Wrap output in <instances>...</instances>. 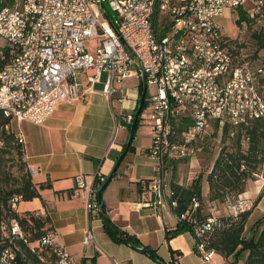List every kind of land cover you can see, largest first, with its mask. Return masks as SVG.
<instances>
[{
    "label": "built area",
    "instance_id": "obj_1",
    "mask_svg": "<svg viewBox=\"0 0 264 264\" xmlns=\"http://www.w3.org/2000/svg\"><path fill=\"white\" fill-rule=\"evenodd\" d=\"M98 1L109 8L118 34L96 0H13L0 8V39L14 50L0 69V148L10 132L24 148V136L13 124H39L59 101L81 100L84 76L90 88L107 71L102 93L109 98L120 94L119 101L126 98L127 78L144 77L146 86H153V92L146 94L150 126L146 154L154 171L148 183L152 198L144 204L171 209L176 202L168 201L165 160L190 155L191 143L215 123L220 132L224 122L238 125L264 118V89L259 85L264 68L232 54L219 22L227 11L239 8L250 21L261 23L264 0ZM133 112L123 115L122 127L131 122ZM184 118L190 123L177 133L173 123ZM97 178L104 180L99 174ZM75 185L85 191L86 209L98 210L99 185H87L82 175L75 176ZM20 200V195H12V210ZM197 204L193 198V207ZM227 205L233 216L250 208L239 196ZM217 224L210 215L193 228L195 252L202 262L210 261L215 252L203 236ZM83 240L93 241L89 230ZM0 264H84V260L56 244L51 231L30 239L19 221L10 218L0 220Z\"/></svg>",
    "mask_w": 264,
    "mask_h": 264
},
{
    "label": "crops",
    "instance_id": "obj_2",
    "mask_svg": "<svg viewBox=\"0 0 264 264\" xmlns=\"http://www.w3.org/2000/svg\"><path fill=\"white\" fill-rule=\"evenodd\" d=\"M225 15L231 13L227 11ZM107 75V71H102L90 88L84 76L83 98L59 101L41 123L13 124L14 130L21 131L24 136L22 159L33 183L37 185L47 180L51 183L50 187L39 190L38 197L21 199L15 211L23 217L32 214L47 218L44 228L53 233L54 242L87 264H159L139 249L112 240L103 230L99 209L87 210L85 191L76 189V175H82L86 184L93 186L98 174L105 180L110 173L129 133L121 126H125L121 118L135 110L140 95L138 89L142 79L135 76V81L131 76L123 82L126 93L123 101L118 100L120 94L112 98L104 95L102 87ZM115 85L120 86V83ZM131 142L132 148L124 154L101 194L105 213L112 224L137 237L142 245L155 249L165 263L173 260L174 264H228L227 259L216 252L210 261L202 262L195 252L194 236L189 231L165 238V232L175 228L177 219L171 209L144 204L152 196L148 185H137V182L154 175L153 163L146 154L150 144H140L136 132ZM163 170L164 181L169 187L170 181L165 168ZM260 190L261 186L249 187L243 195L254 194L256 197ZM262 197L264 194L256 198L255 207L262 203ZM86 230L93 236L90 244L83 240Z\"/></svg>",
    "mask_w": 264,
    "mask_h": 264
},
{
    "label": "trees",
    "instance_id": "obj_3",
    "mask_svg": "<svg viewBox=\"0 0 264 264\" xmlns=\"http://www.w3.org/2000/svg\"><path fill=\"white\" fill-rule=\"evenodd\" d=\"M12 3L13 0H0V8ZM103 6L109 15H111L109 8L104 4ZM155 15L157 16L156 11ZM231 15L235 17L234 23L236 25H241L243 22L248 24L252 22L243 9H232ZM262 23H264V18L261 23L256 24L262 25ZM154 24L156 28L159 27V20L156 19ZM252 37L257 48L264 49V32H254ZM233 52L232 54L234 55L235 52ZM13 54L14 50L10 45L5 44L1 47L0 69L10 62ZM259 85L260 88L263 87L264 89V75L259 78ZM138 90L140 94L142 90L141 82H139ZM146 102L147 99L145 94L142 110L146 107ZM139 119L140 115L135 124V131ZM189 123L190 121L187 118L180 119L175 124L173 123L174 130L180 133ZM130 124L131 122L126 125L128 131ZM213 127L215 130H218L217 123H215ZM220 134L224 138L228 137L232 139L235 146L231 149H221L213 162L211 170L206 175L208 199L217 201L224 200L225 194L240 195L243 193L247 180L256 172L258 166L263 163L264 118L253 119L245 124L238 125H231L228 122H224L220 127ZM131 148L132 145L130 144L127 151ZM11 150L16 151L22 157V145L18 143L15 134L12 132L6 134L5 147L0 148V220L16 218L21 224L24 232L29 234V238L34 239L49 230V228H44L47 218L36 217L32 214H28L27 217L19 216L16 211L11 209L10 200L13 194L20 195L23 200L38 197L40 195L39 190L50 187L51 183L47 180L36 185L32 181L30 172L26 169L18 178L19 180L16 186L7 187L3 179V155ZM150 180L151 179H144L143 181L137 182V185H148ZM102 183L103 182H100L98 178H96L95 185H99L100 187ZM168 189V201L176 202V205L171 208V211L175 215L177 223L174 229L165 232V238L168 239L184 231H189L194 236L193 228L195 224H200L210 216L209 214H205L202 209L203 197L200 176L194 178L189 184H179L177 180L173 178L170 180ZM193 198H196L198 201L195 207L192 205ZM250 213V210H246L236 216L229 215L222 217L223 219L216 217L218 224L211 231H207L203 236L206 246L212 248L224 258L229 259L228 264H236L238 256L245 252L246 256L243 264H264V210L262 215L251 225L248 234H245V225ZM99 215L103 219V230L112 240L115 242L127 243L135 248L142 246L137 237L116 228L112 224L105 213L104 207L102 210L99 209ZM147 248L150 251L149 256L153 260L162 261L155 249ZM170 252L172 253L174 251L170 250ZM84 264H86V261H84ZM166 264H174V262L171 260Z\"/></svg>",
    "mask_w": 264,
    "mask_h": 264
},
{
    "label": "rangeland",
    "instance_id": "obj_4",
    "mask_svg": "<svg viewBox=\"0 0 264 264\" xmlns=\"http://www.w3.org/2000/svg\"><path fill=\"white\" fill-rule=\"evenodd\" d=\"M234 18L232 15H225L223 18L219 19L223 27L224 32L227 34L229 39V48L234 53L237 59L240 61H247L253 66H262L264 68V49H258L256 43L253 40L252 34L254 32H264V23L262 25H257L256 23L250 22L242 23L241 25H236L234 23ZM7 44L4 40L0 39V49L3 45ZM132 80L135 81L133 76ZM149 92H153V86L149 85ZM149 122V109L145 107L140 113V119L136 127L137 138L140 141V144L147 146L150 144V126ZM134 132V135H135ZM132 143V142H131ZM235 146V143L232 139L228 137H223L219 131L215 130L214 127L207 129L201 136L195 138L191 143V148L193 152L190 155L177 158V159H168L165 164V174L167 180L171 179L189 181L191 182L197 176L201 178V188L203 203L202 209L205 214L214 215L215 217H226L232 215V209L228 207V201L235 200L238 196L242 199H246L249 204L251 211L250 217H248L245 227L247 234V229L253 220L258 218L264 207V197H262V203L256 206V198H261L264 194V161L258 166L256 172L251 175L247 180L245 191L249 187L257 188L261 186L260 193L258 196H253L250 194L248 196L243 195H224V200H209L208 192H206V175L211 170L213 162L217 157L221 149H231ZM3 179L4 184L7 187L16 186L18 183V178L25 172V164L22 160V157L14 150L7 152L3 155ZM257 193H255L256 195ZM254 222V221H253ZM246 252L242 253L237 258L236 264H243ZM229 261V259H227Z\"/></svg>",
    "mask_w": 264,
    "mask_h": 264
},
{
    "label": "water",
    "instance_id": "obj_5",
    "mask_svg": "<svg viewBox=\"0 0 264 264\" xmlns=\"http://www.w3.org/2000/svg\"><path fill=\"white\" fill-rule=\"evenodd\" d=\"M96 6L98 7V9L100 10V12L102 13L103 17L105 18V20L109 23V25L112 27V29L115 31L116 34L117 31L111 21V18L108 14V12L106 11V9L104 8V6L98 1L96 0ZM124 47L126 48L127 51H130V49L128 48V46L125 44V42L121 39ZM130 56L133 58V54L131 53ZM145 93H146V81L144 79V77H142V90H141V93L138 97V102H137V105H136V108L134 110V113H133V118H132V121H131V124H130V127H129V133H128V137H127V140L120 152V154L118 155L114 165H113V168L111 169L110 173L107 175V177L105 178V180L103 181V183L100 185V187L98 188L97 190V202H98V205H99V209L102 210L103 209V203L101 201V194H102V191L104 190L105 186L107 185V183L109 182V180L112 178V176L114 175L120 161L122 160V158L124 157V154L126 153L129 145L131 144V141L133 139V136H134V131H135V124H136V121L141 113V110H142V105H143V102H144V99H145ZM137 249H139L140 251L146 253L147 255H150V251L149 249L142 245V246H138ZM157 261L159 264H166L165 262L163 261H159V260H155Z\"/></svg>",
    "mask_w": 264,
    "mask_h": 264
}]
</instances>
